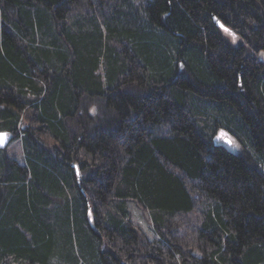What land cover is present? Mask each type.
<instances>
[{
  "label": "trees",
  "instance_id": "16d2710c",
  "mask_svg": "<svg viewBox=\"0 0 264 264\" xmlns=\"http://www.w3.org/2000/svg\"><path fill=\"white\" fill-rule=\"evenodd\" d=\"M0 132V264H264V0H0Z\"/></svg>",
  "mask_w": 264,
  "mask_h": 264
},
{
  "label": "rangeland",
  "instance_id": "374dc122",
  "mask_svg": "<svg viewBox=\"0 0 264 264\" xmlns=\"http://www.w3.org/2000/svg\"><path fill=\"white\" fill-rule=\"evenodd\" d=\"M223 34L228 38V40L233 45H236L238 43L237 36H235L229 30L223 29ZM225 138L232 139V137L228 133H226L225 131H221L219 133L218 140L222 144H226V143H224V139ZM232 145H233V142L231 143V145H228V146L232 147V149L235 150L236 147L232 146ZM4 151H6V153L8 155H10L11 157L21 158V145H20L19 141H12L10 143V145ZM131 210H132L134 221L137 222L140 225V227L146 232V234L148 236L152 237L151 235L153 234V227L147 221L146 213L142 209H140L139 207L135 206L134 204H132ZM148 217H150L149 214H148Z\"/></svg>",
  "mask_w": 264,
  "mask_h": 264
},
{
  "label": "water",
  "instance_id": "95a60500",
  "mask_svg": "<svg viewBox=\"0 0 264 264\" xmlns=\"http://www.w3.org/2000/svg\"><path fill=\"white\" fill-rule=\"evenodd\" d=\"M225 29V28H223ZM12 141L11 135L5 133V132H0V150H6V148L10 145ZM225 141L228 143V139H225ZM228 145H231V143H228Z\"/></svg>",
  "mask_w": 264,
  "mask_h": 264
},
{
  "label": "snow or ice",
  "instance_id": "6c2138e0",
  "mask_svg": "<svg viewBox=\"0 0 264 264\" xmlns=\"http://www.w3.org/2000/svg\"><path fill=\"white\" fill-rule=\"evenodd\" d=\"M228 143H232V142L229 140Z\"/></svg>",
  "mask_w": 264,
  "mask_h": 264
}]
</instances>
